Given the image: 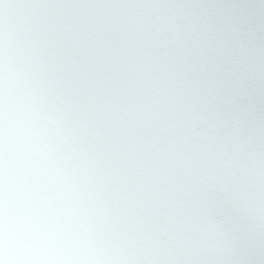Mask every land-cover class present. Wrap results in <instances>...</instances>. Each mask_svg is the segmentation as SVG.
Returning <instances> with one entry per match:
<instances>
[{
    "label": "clouds",
    "instance_id": "obj_1",
    "mask_svg": "<svg viewBox=\"0 0 264 264\" xmlns=\"http://www.w3.org/2000/svg\"><path fill=\"white\" fill-rule=\"evenodd\" d=\"M0 264H264V0H0Z\"/></svg>",
    "mask_w": 264,
    "mask_h": 264
}]
</instances>
